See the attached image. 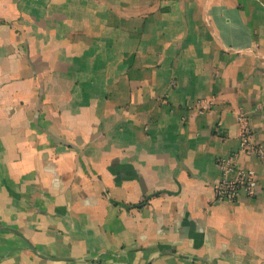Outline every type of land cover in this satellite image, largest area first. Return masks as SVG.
Wrapping results in <instances>:
<instances>
[{
  "label": "crops",
  "instance_id": "crops-1",
  "mask_svg": "<svg viewBox=\"0 0 264 264\" xmlns=\"http://www.w3.org/2000/svg\"><path fill=\"white\" fill-rule=\"evenodd\" d=\"M263 103L264 0H0V264H264Z\"/></svg>",
  "mask_w": 264,
  "mask_h": 264
},
{
  "label": "built area",
  "instance_id": "built-area-1",
  "mask_svg": "<svg viewBox=\"0 0 264 264\" xmlns=\"http://www.w3.org/2000/svg\"><path fill=\"white\" fill-rule=\"evenodd\" d=\"M261 114L264 117V103L261 105ZM237 120L240 124L238 133L239 151L252 152L250 143L249 126L246 125L244 115H239ZM261 155L263 154L260 151ZM234 155L216 156L215 166L219 171V178L213 184V197L220 201H234L241 193L247 197L255 194L257 187V176L252 169L240 168L234 161Z\"/></svg>",
  "mask_w": 264,
  "mask_h": 264
}]
</instances>
